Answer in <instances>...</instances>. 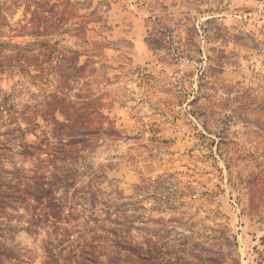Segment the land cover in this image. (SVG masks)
<instances>
[{
	"label": "rangeland",
	"instance_id": "rangeland-1",
	"mask_svg": "<svg viewBox=\"0 0 264 264\" xmlns=\"http://www.w3.org/2000/svg\"><path fill=\"white\" fill-rule=\"evenodd\" d=\"M0 195V264H264V0H0Z\"/></svg>",
	"mask_w": 264,
	"mask_h": 264
},
{
	"label": "trees",
	"instance_id": "trees-1",
	"mask_svg": "<svg viewBox=\"0 0 264 264\" xmlns=\"http://www.w3.org/2000/svg\"><path fill=\"white\" fill-rule=\"evenodd\" d=\"M43 189H39V188H34L33 189V193L35 192L36 194L35 195H33L34 196V198L36 199V200H39L41 197H42V195H43ZM30 192H26V194H29ZM24 194V193H23ZM18 198H20L21 200H22V197L21 196H18ZM4 199H6V197L4 196V195H0V204H3L4 203Z\"/></svg>",
	"mask_w": 264,
	"mask_h": 264
}]
</instances>
